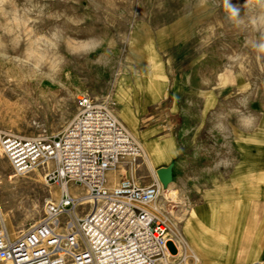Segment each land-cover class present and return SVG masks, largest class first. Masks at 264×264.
<instances>
[{"label":"rangeland","instance_id":"1","mask_svg":"<svg viewBox=\"0 0 264 264\" xmlns=\"http://www.w3.org/2000/svg\"><path fill=\"white\" fill-rule=\"evenodd\" d=\"M195 11H206L200 14L201 28L194 39L197 52L208 55L214 72L228 78L229 89L216 86L214 92L219 103L222 98L228 101L223 120L235 131L222 137L221 127L214 126L220 117L215 110L201 128L185 133L186 163L175 168L179 186L173 187L175 194L167 192L170 183L158 179L163 165L153 168L149 183L160 185L156 206L164 212L179 246L175 261L193 255L204 264L199 255L204 253L210 256V264H257L255 258L264 251L237 236L242 224L227 188L201 187L208 174L195 173L191 161L209 159V152L222 151L227 145L230 156L224 167L231 171L237 163L235 147L243 141L238 137L243 130L238 117L247 116L255 99L264 104V53L259 50L264 44V0H0V135H58L76 115L75 99L80 95L105 102L115 115L114 83L138 60L134 51L142 56V51L133 50V27L158 29ZM34 65L50 78L34 71ZM244 89L246 99L240 97ZM260 146L264 148V142ZM143 157L144 153L139 159ZM0 159V210L4 227L14 239L41 221L44 204L60 197V186L47 185L41 168L16 175L1 148ZM260 165L264 168V163ZM212 166L208 169L217 171ZM10 176L13 182L4 184ZM259 182L262 210L264 179ZM71 189L76 197L86 196L80 185L69 183ZM87 208L83 205L78 214ZM260 216L264 217V210ZM203 229L209 231L201 239Z\"/></svg>","mask_w":264,"mask_h":264},{"label":"built area","instance_id":"2","mask_svg":"<svg viewBox=\"0 0 264 264\" xmlns=\"http://www.w3.org/2000/svg\"><path fill=\"white\" fill-rule=\"evenodd\" d=\"M75 104L76 115L56 136L0 135L16 175L41 168L44 182L56 183L61 193L58 202L44 204L41 221L14 239L0 210V264H199L193 255L175 261L177 253L168 252L158 182L106 186L108 170L143 155L129 131L105 102L80 95ZM72 182L84 187V198L70 194Z\"/></svg>","mask_w":264,"mask_h":264},{"label":"crops","instance_id":"3","mask_svg":"<svg viewBox=\"0 0 264 264\" xmlns=\"http://www.w3.org/2000/svg\"><path fill=\"white\" fill-rule=\"evenodd\" d=\"M203 13L206 11H195L154 30L141 25L133 27L131 33L136 36L133 50L142 51L146 61L139 68V62L131 63V67L115 81L111 97L117 103L115 116L142 148L144 157H126L114 169L108 170L106 186L109 189L124 180L141 186L148 185V177L153 175V168L163 165L165 168L161 171L169 169L170 174L167 192L175 194L173 187H179L175 168L186 163V131L201 128L204 119L215 112L220 113V117L214 126L221 127L223 138L230 131H235L223 120L229 110V106L226 108L224 105L228 101L224 103L225 99L222 98L219 103L214 92L216 86H222L223 90L229 89L228 78L224 77V73L214 72L208 63V55H200L194 42L201 28L200 14ZM245 90L240 95L243 99H246ZM245 114L247 116L238 117L239 120L243 119L238 120V126H243L238 137L243 138V141L235 147L237 163L233 164L231 171L224 167L225 159L230 156L225 140L222 145L226 148L222 151L213 149L209 152V159L195 158L191 163L195 173L208 174L201 187L220 185L221 188H227L226 195L233 198L242 224L236 229L237 236L246 245L253 242V245L256 244L264 251V217L260 216L264 209L261 210L259 202V180L264 179V168L260 165L264 163V148L260 146L264 142V104L255 99ZM171 129L176 131L162 132ZM170 146L175 147V152L166 158L164 164L151 162L150 154L153 150ZM221 162L222 166H219ZM209 165L216 167L217 171L209 170ZM59 198L54 196L53 201L58 202ZM208 231L200 230L201 239ZM172 235L169 231L166 247L170 254L177 253L178 256L179 246ZM199 255L204 264H210V256L204 253ZM255 261L263 264L264 254L255 258Z\"/></svg>","mask_w":264,"mask_h":264},{"label":"bare ground","instance_id":"4","mask_svg":"<svg viewBox=\"0 0 264 264\" xmlns=\"http://www.w3.org/2000/svg\"><path fill=\"white\" fill-rule=\"evenodd\" d=\"M33 53V52H32ZM133 54V53H132ZM134 55L136 56V58L138 59V60H136V62H139V63H137V65H138V68L140 67V65H144V63H145V61H146V59H144L141 55H140V53L138 52V51H134ZM14 59H16V57L14 58ZM18 61H19V59H18ZM33 70L34 71H38L40 74H41V76L43 77V78H47V77H49L50 78V75L48 74V72H46V71H42L40 68H38L36 65H34L33 66ZM127 73V72H126ZM67 92V91H66ZM174 152H175V147H172L171 148V146L170 147H168V148H166V149H163V148H158V149H156V150H153L152 152H151V154H150V157L152 158V160H154V161H164L165 162V160H166V158L167 157H171L173 154H174ZM2 163V161H1V159H0V164ZM12 178H13V176H10V177H8V179H6L5 181H6V183L4 182V184H8L7 182H13L12 181ZM14 179V178H13ZM24 179V178H23ZM158 179H159V181H167V183L169 182V180H170V174H169V169H166V170H164V171H162V172H160L159 173V176H158ZM26 183V182H25ZM73 190L71 189L70 190V193H71V195H75V193L74 192H72ZM50 200H52V199H50ZM87 201H84L83 203H86ZM170 235V234H169Z\"/></svg>","mask_w":264,"mask_h":264},{"label":"clouds","instance_id":"5","mask_svg":"<svg viewBox=\"0 0 264 264\" xmlns=\"http://www.w3.org/2000/svg\"><path fill=\"white\" fill-rule=\"evenodd\" d=\"M259 50H260V52L264 53V44L260 45V49Z\"/></svg>","mask_w":264,"mask_h":264}]
</instances>
